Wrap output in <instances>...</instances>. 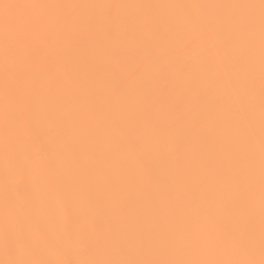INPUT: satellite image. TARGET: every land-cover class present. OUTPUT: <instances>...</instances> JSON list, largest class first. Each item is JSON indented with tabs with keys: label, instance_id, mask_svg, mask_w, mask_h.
Here are the masks:
<instances>
[{
	"label": "snow or ice",
	"instance_id": "snow-or-ice-1",
	"mask_svg": "<svg viewBox=\"0 0 264 264\" xmlns=\"http://www.w3.org/2000/svg\"><path fill=\"white\" fill-rule=\"evenodd\" d=\"M0 162V264H264V0L0 2Z\"/></svg>",
	"mask_w": 264,
	"mask_h": 264
},
{
	"label": "bare ground",
	"instance_id": "bare-ground-1",
	"mask_svg": "<svg viewBox=\"0 0 264 264\" xmlns=\"http://www.w3.org/2000/svg\"><path fill=\"white\" fill-rule=\"evenodd\" d=\"M0 2H15V0H0ZM35 2L43 3H96V4H109V3H237L245 2V0H35ZM258 2V0H256ZM145 166L153 172H158L157 165L154 161L145 160ZM2 168V162H0ZM11 183L15 184L16 180L12 179ZM2 183V177H0ZM15 195V193H13ZM57 218H61V209L57 205Z\"/></svg>",
	"mask_w": 264,
	"mask_h": 264
}]
</instances>
